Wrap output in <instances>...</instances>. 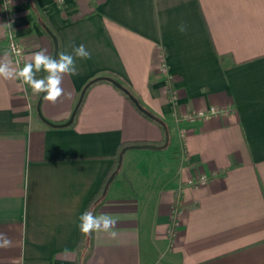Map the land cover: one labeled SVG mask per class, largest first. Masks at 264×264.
<instances>
[{"label": "crops", "instance_id": "0c3cea01", "mask_svg": "<svg viewBox=\"0 0 264 264\" xmlns=\"http://www.w3.org/2000/svg\"><path fill=\"white\" fill-rule=\"evenodd\" d=\"M11 1L23 65L53 56L47 28L60 52L91 53L65 96L43 98L47 120L68 121L84 87L111 77L159 122L102 80L72 125L51 126L42 93L0 77V264H264V0ZM6 44L0 0V61L19 68ZM130 145L159 148L118 163ZM90 209L117 238L82 234Z\"/></svg>", "mask_w": 264, "mask_h": 264}, {"label": "clouds", "instance_id": "9594fccd", "mask_svg": "<svg viewBox=\"0 0 264 264\" xmlns=\"http://www.w3.org/2000/svg\"><path fill=\"white\" fill-rule=\"evenodd\" d=\"M10 26V25H9ZM179 31H186V25L181 24ZM72 52L61 51L55 58L47 54V50L43 49L32 54L31 61L25 63L23 67L16 68L12 66L11 60L8 59L9 53L6 51L4 59L0 61V77L5 80L17 79L23 84L31 88L33 94H44V99L55 104L62 96H65L62 87L65 76L77 75V59H90L91 53L87 48L80 44L69 45ZM11 51L16 55H20L21 51L16 44L11 45ZM40 72L46 73L42 78H37ZM27 90V89H26ZM70 98L71 94H67ZM79 229L84 235H91L93 232L106 233L110 238L115 239L118 232L115 231L117 220L108 214H94L93 210H87L79 217ZM0 246L7 247L10 241L0 234Z\"/></svg>", "mask_w": 264, "mask_h": 264}, {"label": "built area", "instance_id": "2783aa9c", "mask_svg": "<svg viewBox=\"0 0 264 264\" xmlns=\"http://www.w3.org/2000/svg\"><path fill=\"white\" fill-rule=\"evenodd\" d=\"M2 5H3V22L6 26V33H7L6 47H7L8 51L10 52V54L12 55V58L15 61L16 65L19 68H21L23 66V62H24L25 49H24V46L21 43L19 36H18L17 17L15 15V11H14L13 4H12L11 0H2ZM13 43H15L17 48L20 49V51H21L20 55H16L15 53H13L11 51V45ZM174 98L175 97L173 95V97H172L173 102L175 101ZM221 113H223V111L221 109L213 107L209 113L200 112V113H198V115H192L190 118L194 119L195 117H207L210 115H218ZM198 180H199V182L204 183L207 180V178L205 176H203Z\"/></svg>", "mask_w": 264, "mask_h": 264}, {"label": "water", "instance_id": "95a60500", "mask_svg": "<svg viewBox=\"0 0 264 264\" xmlns=\"http://www.w3.org/2000/svg\"><path fill=\"white\" fill-rule=\"evenodd\" d=\"M47 31L48 33L51 35V37L53 38L54 40V44H55V50H54V54H53V57L55 58V56H57L59 54V41H58V38L57 36L50 30L47 28ZM102 80H105V81H110L111 83H113L116 87H118L119 89H121L122 91H124V93L128 94L131 98V100L135 103V105L143 112H146L148 113L143 107L142 105L139 103L138 99L132 95V93L126 88L124 87L119 81L111 78V77H99V78H96L92 81H90L85 87L84 89L82 90L81 92V95H80V98L78 100V103L72 113V115L70 116L69 120L66 121L65 123H61L59 125H56L54 123H52L51 121L47 120L43 115H42V112H41V104H42V100L44 98V94L42 93L41 96H40V99L38 101V105H37V110H38V113H39V116L40 118L47 124L51 125V126H59V127H67V126H70L74 123V120L76 118V114L78 112V110L80 109V106L82 105V102L84 100V97H85V94H86V91L87 89L92 85L94 84L95 82H98V81H102ZM149 115H151L150 113H148ZM152 116V115H151ZM138 148H152V149H155V148H159L158 146L156 145H130L128 147H125L123 150H122V154L124 152H126L128 149H138ZM113 177V176H112ZM111 177V179H112ZM110 179V180H111Z\"/></svg>", "mask_w": 264, "mask_h": 264}, {"label": "trees", "instance_id": "16d2710c", "mask_svg": "<svg viewBox=\"0 0 264 264\" xmlns=\"http://www.w3.org/2000/svg\"><path fill=\"white\" fill-rule=\"evenodd\" d=\"M59 53H60V48H59ZM128 99L131 100L130 96L126 93H124ZM132 101V100H131ZM133 102V101H132ZM134 103V102H133ZM135 105V103H134ZM136 106V105H135ZM137 107V106H136ZM79 111V110H78ZM146 117H148L149 119L153 120V121H158V119H156L154 116H151L149 115L148 113L146 112H143L141 111ZM78 113V112H77ZM77 116V115H76ZM159 122V121H158ZM126 146H124L122 149H120V151L118 152L117 154V158H118V163H119V159L121 158V155H122V150L125 148ZM118 168H119V165H118ZM116 173V171H112V173L109 174V176L106 178V180L104 181V185L102 186L101 188V192H103V190L105 189L106 185L108 184V182L110 181L111 177L114 176V174ZM95 202V199H93L90 203L89 206L93 205ZM89 208V207H88ZM81 244V243H80ZM80 245H78V248H79ZM25 264H48V263H45V262H26Z\"/></svg>", "mask_w": 264, "mask_h": 264}, {"label": "rangeland", "instance_id": "374dc122", "mask_svg": "<svg viewBox=\"0 0 264 264\" xmlns=\"http://www.w3.org/2000/svg\"><path fill=\"white\" fill-rule=\"evenodd\" d=\"M132 151H136L135 149H133Z\"/></svg>", "mask_w": 264, "mask_h": 264}]
</instances>
